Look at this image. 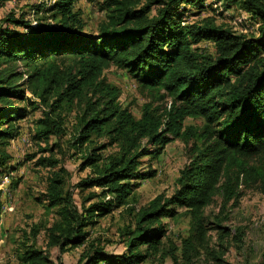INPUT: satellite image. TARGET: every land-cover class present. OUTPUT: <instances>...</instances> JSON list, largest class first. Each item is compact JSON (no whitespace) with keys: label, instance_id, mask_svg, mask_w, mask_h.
Here are the masks:
<instances>
[{"label":"trees","instance_id":"1","mask_svg":"<svg viewBox=\"0 0 264 264\" xmlns=\"http://www.w3.org/2000/svg\"><path fill=\"white\" fill-rule=\"evenodd\" d=\"M74 2L55 0L45 8L57 22L53 25L31 26L24 19L20 22L26 30L0 25V167L9 159L7 143L19 132L15 123L27 113L21 102H35L27 90L48 108L34 121L32 139L40 152H49L37 163L52 170L42 194L54 219L26 233L17 259L20 264H55L51 249L66 252L81 246L79 264H138L154 258L168 242V253L179 264L164 218L184 208L194 222V235L203 238V211L218 191L226 200L239 195L241 184L264 191V0H102L105 18L95 35L83 30ZM214 6L238 7L258 22V34L236 33L213 17L186 21L190 9ZM202 41L213 43L214 52L201 51ZM66 57L73 65L63 69ZM17 61L30 68L21 85L22 73L3 67ZM111 65L125 69L142 88L163 91L171 108L162 113L146 103L136 118L119 101L120 89L103 75ZM73 104L80 110L73 111L76 123L69 145L81 154V168L91 169L77 187L100 189L82 196L81 207L67 187L70 172L58 167L60 159L54 155L61 145L50 144L52 137L65 134L71 111L63 109ZM188 116L203 119V124L184 125ZM174 139L192 145L173 194H158L136 210L139 180L155 174L144 172L143 158H158ZM108 147L113 150L103 155ZM120 207L135 213L133 223L121 230L127 251L112 254L90 240L87 227ZM42 228L44 248L37 244ZM194 235L183 240L181 258L188 262L196 251Z\"/></svg>","mask_w":264,"mask_h":264},{"label":"rangeland","instance_id":"2","mask_svg":"<svg viewBox=\"0 0 264 264\" xmlns=\"http://www.w3.org/2000/svg\"><path fill=\"white\" fill-rule=\"evenodd\" d=\"M55 0H0V25L17 30H26L25 24L37 26L39 23L57 22L50 11L45 9ZM102 0H75L73 10L79 12L84 23L83 30L97 34L98 25L105 18V12L100 9ZM44 5V8L38 6ZM214 9L198 11L190 9L185 14L186 21L199 22L206 17H213L217 24H221L236 33L258 34V22L241 11L238 7L224 10L220 6ZM14 18V22L9 18ZM198 47L201 51L214 52V45L209 41H202ZM63 69L73 65V61L64 58L61 62ZM12 71L22 73L18 81L25 83L30 68L21 61L5 64ZM103 75L108 82L116 85L120 91L119 101L123 107H130L136 118L141 117L142 107L151 103L155 109L165 113L171 108V98L166 97L163 91L156 92L142 88L138 82L123 68L111 65ZM26 87V84H24ZM26 94L31 101L21 102L26 107V115L18 120V134L9 140L6 151L9 155L7 164L0 167V264H20L17 259V248L26 233L30 232L34 225L43 227L54 218L53 212H49L43 198L45 179L52 171L37 160L40 156H49V152H40L39 144L32 139L34 121L41 117V111L48 108L38 103L29 90ZM164 95V98H161ZM19 103V102H18ZM73 107V108H72ZM65 106L63 111H71L66 114L65 134L62 138L52 137L50 144L59 143L61 150L55 148L54 155L60 159L59 166H64L69 172L67 187L73 191L75 203L81 207L82 196L91 191H100L99 188L80 190L77 183L91 174L90 167L81 168V154L69 145L74 134L76 113L80 107L73 104ZM184 125L200 127L203 119L186 117ZM192 142L187 144L181 139L168 142L158 158L153 160L143 158L144 172L154 171L153 176H147L139 180V188L136 191L138 203L136 210L146 205L158 194L170 196L176 188V179L180 171L189 162V148ZM45 147L44 144H40ZM113 150L108 147L101 153L106 155ZM238 196L226 200V196L218 191L213 201L204 208L206 234L203 238L194 235L195 228L191 215L182 207L176 208V215L163 219L167 237L176 247V254L180 257L179 264H264V191L257 186L241 184L238 188ZM109 199V197H106ZM89 203V202H88ZM87 203V204H88ZM125 210V207L115 208L103 216H97L95 222L87 227L90 232V240L103 246L105 251L112 254H124L127 251L126 239L121 230L133 223L134 213ZM218 224L225 226L226 231L218 228ZM194 235L196 251L191 260L181 258L183 240ZM46 232L42 228L37 234V244L44 248ZM164 249L154 258L139 261L138 264H174V260L168 253V242ZM83 247L69 248L66 252H60L53 248L49 256L55 264H79ZM163 253V254H162ZM161 255L164 256L161 259ZM59 258V260H58ZM101 264V263H99Z\"/></svg>","mask_w":264,"mask_h":264}]
</instances>
